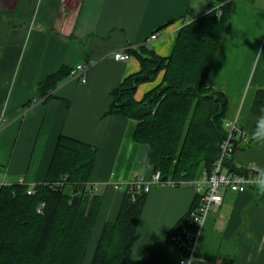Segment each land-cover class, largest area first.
<instances>
[{"label": "crops", "instance_id": "obj_1", "mask_svg": "<svg viewBox=\"0 0 264 264\" xmlns=\"http://www.w3.org/2000/svg\"><path fill=\"white\" fill-rule=\"evenodd\" d=\"M218 0H0V183L37 184L46 178L57 138L65 134L97 148L90 181L102 204L83 264H91L104 225L115 221L127 183L138 173L151 179L148 146L134 140L137 120L107 113L112 90L141 69L131 54L113 53L146 44L171 54L188 11L202 15ZM158 33L156 39L150 35ZM88 63L87 79L67 76L44 99L39 83L62 66ZM138 85L140 100L161 79ZM228 99L225 118L244 129L233 153L235 167L264 169V147L252 138L251 106L264 87V0H231L207 77ZM190 185H153L147 192L125 264H179L170 233L190 210ZM264 264V195L256 185L224 190V200L201 229L189 264Z\"/></svg>", "mask_w": 264, "mask_h": 264}, {"label": "trees", "instance_id": "obj_2", "mask_svg": "<svg viewBox=\"0 0 264 264\" xmlns=\"http://www.w3.org/2000/svg\"><path fill=\"white\" fill-rule=\"evenodd\" d=\"M231 0L210 4L202 15L191 14L180 28L170 55L157 54L146 44L135 45L141 69L127 75L112 90L107 113L137 120L134 140L148 146L146 163L162 180L196 179L210 172L227 137L224 126L228 99L207 83L208 73L226 24ZM62 66L39 83L44 99L69 75ZM162 79L140 100L139 84ZM264 107V87L256 90L251 112L257 119ZM256 130V124L254 131ZM225 161L241 140H233ZM97 148L69 135L57 138L46 178L34 184H0V264H83L97 221L102 196L91 187ZM147 192L126 188L115 221L104 225L91 264H125ZM200 199L197 193L194 207ZM183 218V217H182ZM182 218L178 222H181ZM216 264H231L221 261Z\"/></svg>", "mask_w": 264, "mask_h": 264}, {"label": "built area", "instance_id": "obj_3", "mask_svg": "<svg viewBox=\"0 0 264 264\" xmlns=\"http://www.w3.org/2000/svg\"><path fill=\"white\" fill-rule=\"evenodd\" d=\"M158 33L150 35V39H156ZM117 50L113 53L114 58L118 60L128 59L131 55L129 48ZM88 63H79L69 69L71 78L84 82L87 79L86 70ZM6 123L4 111L0 110V132ZM227 129V137L220 143V151L210 172L204 171L202 175L196 179L189 181H181V183H189L200 195L199 202L183 216L181 222L170 233V241L174 243L182 252L183 257L179 264H189L194 257L195 248L201 229L206 221L207 216L217 210L224 200V190L235 192H243L248 188L256 185L254 180L258 177L261 169L255 164H251L246 168L237 167L231 170L225 165V161L233 151V140L244 137L243 127L235 120L230 121L226 118L223 120ZM23 182V181H20ZM5 184V183H0ZM91 187L97 188V185L90 181ZM178 185L175 180H162L161 172L155 171L151 179H146L141 174H134L132 179L127 183V187L131 190L148 192L153 185ZM34 191V184H29L28 193Z\"/></svg>", "mask_w": 264, "mask_h": 264}, {"label": "clouds", "instance_id": "obj_4", "mask_svg": "<svg viewBox=\"0 0 264 264\" xmlns=\"http://www.w3.org/2000/svg\"><path fill=\"white\" fill-rule=\"evenodd\" d=\"M262 115L257 119L256 130L252 134V138L264 147V107L260 109ZM259 194L264 195V169L258 173V177L254 180Z\"/></svg>", "mask_w": 264, "mask_h": 264}, {"label": "rangeland", "instance_id": "obj_5", "mask_svg": "<svg viewBox=\"0 0 264 264\" xmlns=\"http://www.w3.org/2000/svg\"><path fill=\"white\" fill-rule=\"evenodd\" d=\"M166 185H169V184H166ZM178 185H190V186H192L191 184H189V183H181V184H178Z\"/></svg>", "mask_w": 264, "mask_h": 264}]
</instances>
